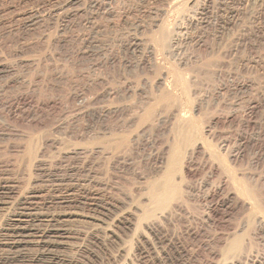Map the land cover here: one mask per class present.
<instances>
[{"label": "rangeland", "instance_id": "1", "mask_svg": "<svg viewBox=\"0 0 264 264\" xmlns=\"http://www.w3.org/2000/svg\"><path fill=\"white\" fill-rule=\"evenodd\" d=\"M66 1L0 0V242L61 179L95 205L61 221L68 264L238 259L264 218V0ZM257 225L234 264H264Z\"/></svg>", "mask_w": 264, "mask_h": 264}, {"label": "bare ground", "instance_id": "2", "mask_svg": "<svg viewBox=\"0 0 264 264\" xmlns=\"http://www.w3.org/2000/svg\"><path fill=\"white\" fill-rule=\"evenodd\" d=\"M62 1V0H61ZM68 1V0H67ZM66 1V2H67ZM64 5V4H63ZM58 7V6H57ZM56 7V8H57ZM67 9V8H66ZM69 9V8H68ZM67 9V10H68ZM62 12V11H61ZM67 12V11H66ZM65 12V13H66ZM166 39L167 35L165 36ZM169 40V39H168ZM171 43V42H170ZM152 50V49H151ZM213 166V165H212ZM212 168V167H211ZM216 168V167H215ZM50 171V170H49ZM213 171V170H212ZM215 171V170H214ZM218 171V170H217ZM219 173V171H218ZM222 173V172H221ZM223 174V173H222ZM221 174V175H222ZM218 175V174H217ZM220 175V176H221ZM222 177V176H221ZM57 178V177H55ZM223 178V177H222ZM226 178V177H225ZM228 178V177H227ZM226 178V179H227ZM225 179V180H226ZM43 180V179H42ZM53 180V179H52ZM61 180V179H60ZM60 180H53L52 184L50 186V191H52V195L51 198L48 199L47 201H43L40 199L42 197H39L37 194L38 193H34L33 195L30 194L29 196H20V197H16V201L13 204V219L10 222L11 225L8 227H10V232L11 235H8V238L6 235H4V238L2 239L1 246L3 247L2 249H4L5 252H10L11 256L10 258H8V263L10 262L11 264H18V263H22L24 260H28V263H32V264H68V262L62 257L60 256L61 254L58 252L59 248L61 246H63V244L66 242V240H68V230L66 228L63 227V225H60L63 221L62 219L64 218H68V217H72V216H77V214L75 213L76 209H79L81 207H94V203H88L86 202V200L84 199V197H80V198H76L75 196L77 194H73V190L71 187L67 186L66 184L64 185V183L62 184V182ZM45 181V179H44ZM51 181V180H50ZM65 182V181H64ZM85 182V181H84ZM227 182V181H226ZM226 182L220 181V183L218 185L219 189L223 188V185H226ZM70 183V182H69ZM72 183V181H71ZM48 184V183H47ZM68 184V183H67ZM74 184V183H73ZM232 183H230L231 185ZM12 186V185H11ZM10 185L6 184V183H2L0 181V205L3 204L2 200L3 199H9L12 197L13 195V190L12 187ZM46 186V185H45ZM48 186V185H47ZM78 186V185H77ZM81 186V185H80ZM79 186V187H80ZM76 188V186L74 187ZM170 188V184L167 182L164 186V190H163V196H167L168 192L170 193V191L168 190ZM226 188V187H225ZM77 189V188H76ZM79 189V188H78ZM82 189V188H81ZM231 189V188H230ZM227 190V189H226ZM236 190V189H235ZM233 191V190H232ZM248 191V192H247ZM231 192V190H230ZM228 192V193H230ZM254 194H256L254 191H252ZM249 190H245L244 194L248 196H250ZM32 193V192H31ZM81 193V192H80ZM83 194V193H82ZM260 194V193H259ZM215 195V194H214ZM227 195V194H226ZM80 196V195H79ZM221 196V195H220ZM244 196V195H243ZM257 196V195H256ZM256 196L254 198H256ZM261 196V195H259ZM263 196V195H262ZM237 197V196H236ZM235 197V198H236ZM246 197V196H244ZM253 197V196H252ZM251 197V199H253ZM234 198V199H235ZM88 199V198H87ZM226 199V198H225ZM228 199V198H227ZM233 199V200H234ZM237 199V198H236ZM250 199V201H252ZM262 199V198H261ZM13 200H15L13 198ZM13 200L11 201V203L13 202ZM249 201V198L246 199ZM257 200V199H256ZM256 200H253V203L255 204ZM238 201V199H237ZM236 201V202H237ZM260 201V200H259ZM8 202V201H7ZM10 202V201H9ZM94 202V201H93ZM240 202V201H239ZM238 202V203H239ZM222 204L225 203V201L221 202ZM245 203V200H244ZM5 204V202H4ZM98 204V203H97ZM248 204V203H247ZM250 204V203H249ZM250 204V206L254 205ZM260 204V203H259ZM229 205V204H228ZM240 205V204H239ZM238 205V206H239ZM242 206V205H241ZM263 206V205H262ZM246 208V205L244 206ZM248 209L246 208V210L251 209V207L247 206ZM241 208V207H240ZM244 208V209H245ZM255 209V207H252V209ZM256 208H258L256 206ZM260 208V207H259ZM263 208V207H262ZM11 209V208H10ZM45 209H53L50 210V214H48L46 211V213H43V210ZM82 209V208H81ZM99 209L102 210L101 206H99ZM242 209V208H241ZM243 209V210H244ZM261 209V208H260ZM86 210V209H85ZM93 211V209H91ZM89 209V211H91ZM108 210V208H107ZM245 210V211H246ZM256 210V209H255ZM77 211V210H76ZM83 211V210H82ZM87 211V210H86ZM104 211V210H103ZM244 211V212H245ZM251 211V210H250ZM42 212V213H41ZM84 212V211H83ZM94 212V211H93ZM98 212V211H96ZM100 212V211H99ZM98 212V213H99ZM107 212V211H106ZM249 212V211H248ZM82 213V212H81ZM89 213V212H88ZM251 213V212H250ZM253 213V211H252ZM90 214V213H89ZM261 214V213H260ZM93 215H95L93 213ZM97 215V214H96ZM110 215V214H109ZM249 215V214H248ZM252 215V214H251ZM255 215V214H253ZM258 215V214H257ZM263 216V213L261 214ZM260 215V216H261ZM82 216V215H81ZM92 216V215H90ZM250 216V215H249ZM248 216V217H249ZM259 216V215H258ZM257 216V217H258ZM40 217H44L47 218V220L45 221L46 223L44 224L43 228H38L36 227L37 225L34 224L35 221L38 220V218ZM89 217V216H88ZM95 217V216H92ZM91 217V218H92ZM104 217V216H103ZM251 217V216H250ZM255 219V216L253 219V221H248L246 220V224H244V227H246L244 230L242 231H238L240 232V234L238 233L233 239L231 240L228 249L226 251H228L229 253L234 254V257H236L235 255L237 254V258H234V260L229 259L230 261H228L227 258V262L225 264H234L233 261H238L240 258H246L245 261H247V258H249V254H253L250 253L252 251L251 246H249V248L247 247V245L249 243H247L246 241H249L248 237H249V232H250V228L249 225L253 224V223H257L259 225V227H261V229L264 228V218H260L258 217ZM21 218H25V220L27 221H21ZM96 218V217H95ZM251 219V220H252ZM42 220V219H41ZM65 220V219H64ZM67 220V219H66ZM65 220V221H66ZM17 221V222H16ZM39 221V220H38ZM62 221V222H61ZM53 222H56L55 224ZM244 222V221H243ZM25 224V226H20L19 224ZM53 223V224H51ZM242 224V223H240ZM66 225V224H65ZM257 225V226H258ZM241 227V226H240ZM243 227V228H244ZM253 227V226H252ZM7 228V227H6ZM238 228V227H237ZM8 229V228H7ZM241 229V228H240ZM6 230V229H5ZM238 230V229H237ZM7 231V230H6ZM71 233V232H70ZM234 233H237V231H235ZM70 236V235H69ZM73 236V235H72ZM251 238V236H250ZM253 240V239H252ZM252 240H250L251 242H253ZM254 244V243H253ZM29 245H33L36 248V253L31 256V257H26L25 254H22L20 250H24L23 248H25L26 246ZM251 245V244H250ZM253 248V247H252ZM20 249V250H19ZM251 250V251H249ZM254 251V250H253ZM252 251V252H253ZM60 255H59V254ZM7 254V253H6ZM227 254V253H226ZM254 254H256L254 252ZM250 255V256H251ZM227 256L230 257L229 254H227ZM255 256V255H254ZM6 257V256H5ZM237 259V260H235ZM250 259V258H249ZM6 261V258L5 260ZM242 261V260H241ZM9 263V264H10Z\"/></svg>", "mask_w": 264, "mask_h": 264}]
</instances>
